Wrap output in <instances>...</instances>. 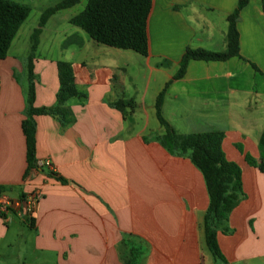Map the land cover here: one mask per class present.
Wrapping results in <instances>:
<instances>
[{"label": "crops", "instance_id": "0c3cea01", "mask_svg": "<svg viewBox=\"0 0 264 264\" xmlns=\"http://www.w3.org/2000/svg\"><path fill=\"white\" fill-rule=\"evenodd\" d=\"M236 8L237 0H152L147 56L95 44L79 28L55 30L60 57L33 62L34 108L59 107L64 121L33 117L30 171L22 132L29 53H7L0 61V195L42 197L31 218L23 207L0 216V264H223L205 243L202 173L188 154L161 144L155 101L166 86L161 116L175 134H224L222 151L241 169L242 196L216 234L224 264H264V175L246 161L259 162L264 130L261 0H249L237 17L239 57L192 61L173 79L187 49L226 52ZM57 61L72 66L78 94L61 105ZM120 101H132L133 110L117 109Z\"/></svg>", "mask_w": 264, "mask_h": 264}, {"label": "trees", "instance_id": "16d2710c", "mask_svg": "<svg viewBox=\"0 0 264 264\" xmlns=\"http://www.w3.org/2000/svg\"><path fill=\"white\" fill-rule=\"evenodd\" d=\"M80 0H63L47 8L40 16L37 27L30 36V52L27 58L26 76L27 110L22 122V132L26 142L27 171L35 168V123L34 116H58L64 121V113L59 107L34 108L33 62L39 37L48 20L60 11L74 7ZM262 9L264 14V0ZM249 0H237V8L228 17L227 50L224 53H212L204 50L187 49L181 58L179 69L174 80L181 79L187 66L192 61L225 62L239 57V36L236 20L239 12ZM152 0H88L83 11L69 19L68 23L83 31L95 44L123 51H132L141 56L148 55L147 19ZM31 9L10 0H0V61L7 56L10 45L22 24L29 17ZM59 90L58 104L77 97L72 66L66 62L56 63ZM167 86L159 93L155 101V115L160 127L164 130L161 144L170 152L188 154L193 165L202 173L209 195V207L204 218L205 243L215 262L225 263L216 241L217 229L227 220L230 212L236 207L242 196L241 169L228 161L222 151L224 134L210 132L195 135H177L161 116V108ZM117 109L128 106L133 110L134 103L118 102ZM259 162L246 157L247 163L264 175V130L259 139ZM1 191V190H0Z\"/></svg>", "mask_w": 264, "mask_h": 264}, {"label": "rangeland", "instance_id": "374dc122", "mask_svg": "<svg viewBox=\"0 0 264 264\" xmlns=\"http://www.w3.org/2000/svg\"><path fill=\"white\" fill-rule=\"evenodd\" d=\"M10 1L22 3L31 9L29 17L20 27V31L17 35V39L15 43L8 51L9 58H11L12 56L23 58L26 57L27 54L29 53V48H30L29 37L33 32V30L37 27L41 14L47 8L52 7L63 0H10ZM87 1L88 0H80V2L74 7L61 11L57 13L53 18H51V20L45 27V31L40 39L41 40L40 49L35 53V57L36 56L48 57V59H51V56L53 57L52 59H58L60 57L59 55L60 50H59V46L57 45L58 43L57 42L53 43V40L54 38L60 39L61 37L60 38L55 37L56 33H54V31L58 30L61 32V34H63V31L77 29V27L69 24L68 20L70 18L75 17L80 12H82ZM78 30L81 32L83 36L89 38L83 31H81L80 29ZM15 46L17 47L15 48ZM21 79L23 78H21V76H18V80Z\"/></svg>", "mask_w": 264, "mask_h": 264}, {"label": "built area", "instance_id": "2783aa9c", "mask_svg": "<svg viewBox=\"0 0 264 264\" xmlns=\"http://www.w3.org/2000/svg\"><path fill=\"white\" fill-rule=\"evenodd\" d=\"M46 166L50 168L48 163H46ZM41 197V194L36 192L24 200L12 201L4 195H0V216L6 213L10 208L18 210L23 207L25 215L31 218L34 205L39 201V199H41Z\"/></svg>", "mask_w": 264, "mask_h": 264}]
</instances>
